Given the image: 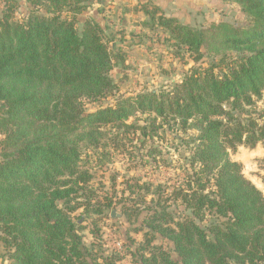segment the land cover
I'll return each instance as SVG.
<instances>
[{
    "label": "trees",
    "instance_id": "1",
    "mask_svg": "<svg viewBox=\"0 0 264 264\" xmlns=\"http://www.w3.org/2000/svg\"><path fill=\"white\" fill-rule=\"evenodd\" d=\"M229 1L253 26L219 42V62L191 70L171 89L121 96L114 106L86 113L87 102L117 93L111 73L124 61L112 55L113 39L98 23L86 20L78 27V17L100 1L4 0L0 248L12 264L121 260L87 248L84 227L73 214L92 207V175L85 166L93 155L108 150L110 135L137 134L166 142L179 160L151 147L152 159L134 165L174 170L171 185L158 188L135 263L264 264V195L230 157L239 146L264 143V113L257 112L264 94V0ZM143 10L145 27L165 30L183 56L196 63L203 59L205 30L160 15L157 7ZM91 233L99 238L94 228ZM157 238L170 242L172 250L154 245Z\"/></svg>",
    "mask_w": 264,
    "mask_h": 264
},
{
    "label": "rangeland",
    "instance_id": "2",
    "mask_svg": "<svg viewBox=\"0 0 264 264\" xmlns=\"http://www.w3.org/2000/svg\"><path fill=\"white\" fill-rule=\"evenodd\" d=\"M99 1L78 17V27L81 29L86 20L98 23L113 39L109 45L112 55H119L124 61L116 64L111 73L118 86L117 93L98 102H87L86 113L114 106L121 96L171 89L181 83L191 70L219 62L223 55L219 47L222 39L242 36L253 26L252 19L241 7L229 0ZM3 2L0 0V10ZM144 7L150 10L157 7L160 15L205 30L208 39L202 48L203 59L196 63L187 55L183 56L184 53L175 46L168 32L159 27L152 31L145 27L148 17ZM23 12L25 14L24 10L21 11L22 15H18V18L24 16ZM257 112L264 113V94L257 104ZM107 143L108 150L93 155L92 162L85 166L89 167L92 175L88 184L94 194L92 207L89 211L82 207L77 209L73 218L84 227L81 235L87 248L105 257L118 255L121 260L117 264H136L140 255H135V251L146 242V219L158 200V188L160 185H171L174 170L156 168V164L145 163L138 168L134 165L143 159H152L147 158L151 147H158L166 159L175 162L179 160V152L166 147V142L157 138L145 141L140 134L119 137L110 135ZM115 143L120 147H114ZM230 157L242 166L245 178L264 195V143L254 148L239 146L230 152ZM79 201L88 204L85 198ZM176 207L173 205L172 209L176 210ZM97 208L101 212H96ZM113 213L115 218L112 217ZM93 228L99 232L98 239L91 233ZM154 245H162L167 251L172 250V244L160 238L154 240ZM0 264H12L9 252L3 247L0 248Z\"/></svg>",
    "mask_w": 264,
    "mask_h": 264
},
{
    "label": "water",
    "instance_id": "3",
    "mask_svg": "<svg viewBox=\"0 0 264 264\" xmlns=\"http://www.w3.org/2000/svg\"><path fill=\"white\" fill-rule=\"evenodd\" d=\"M112 217L115 218V213L112 214Z\"/></svg>",
    "mask_w": 264,
    "mask_h": 264
}]
</instances>
